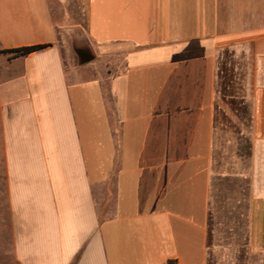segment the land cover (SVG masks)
Returning a JSON list of instances; mask_svg holds the SVG:
<instances>
[{
  "label": "crops",
  "instance_id": "obj_1",
  "mask_svg": "<svg viewBox=\"0 0 264 264\" xmlns=\"http://www.w3.org/2000/svg\"><path fill=\"white\" fill-rule=\"evenodd\" d=\"M84 18L105 67L68 65L51 0H0L16 264H218L219 184L249 191L240 247L264 264V0H84ZM32 45L48 46L3 52ZM220 74L242 111L216 124ZM225 128L237 149L222 168Z\"/></svg>",
  "mask_w": 264,
  "mask_h": 264
},
{
  "label": "rangeland",
  "instance_id": "obj_2",
  "mask_svg": "<svg viewBox=\"0 0 264 264\" xmlns=\"http://www.w3.org/2000/svg\"><path fill=\"white\" fill-rule=\"evenodd\" d=\"M52 12L56 24H58L60 38L64 56L68 65H82L77 51L86 50L94 55L93 63L105 67L108 59L100 58L89 44L86 35V25L84 18V0H68L61 2L51 0ZM232 122L233 119H232ZM235 127L243 131L244 126L239 122H234ZM218 149L220 155L217 157L218 165L225 167L231 163L235 154L236 136L232 129L225 128L218 132ZM228 149V150H227ZM228 153V154H227ZM234 182V181H233ZM218 198L215 203V216L212 222L214 235L213 242L218 244L219 250L214 254V262L218 264H228L234 259L237 264H244L249 260L247 246L243 248L247 241L248 233V210L249 191L237 186L227 189L225 185H218L216 188ZM240 249V251H238ZM248 252V253H247ZM244 254V256H243ZM251 255V260L252 259ZM0 264H16L12 256L10 226L8 219L7 201L4 187L3 174L0 169ZM216 264V263H215Z\"/></svg>",
  "mask_w": 264,
  "mask_h": 264
},
{
  "label": "trees",
  "instance_id": "obj_3",
  "mask_svg": "<svg viewBox=\"0 0 264 264\" xmlns=\"http://www.w3.org/2000/svg\"><path fill=\"white\" fill-rule=\"evenodd\" d=\"M48 45H32V46H27V47H21V48H16V49H11V50H5L3 52L10 53L12 54V57H21V56H26L30 53L36 52L38 50H41ZM231 79H229L228 74L221 75L220 74V85H219V95L220 99L217 102L216 109H218L216 118H215V123L221 124L225 121V108H231V110H237L239 112L242 111V107H239L233 97V89ZM220 110V111H219ZM168 264H177L175 261H169Z\"/></svg>",
  "mask_w": 264,
  "mask_h": 264
},
{
  "label": "water",
  "instance_id": "obj_4",
  "mask_svg": "<svg viewBox=\"0 0 264 264\" xmlns=\"http://www.w3.org/2000/svg\"><path fill=\"white\" fill-rule=\"evenodd\" d=\"M77 54L80 57L82 64H87L94 59V55L86 50L77 51Z\"/></svg>",
  "mask_w": 264,
  "mask_h": 264
}]
</instances>
